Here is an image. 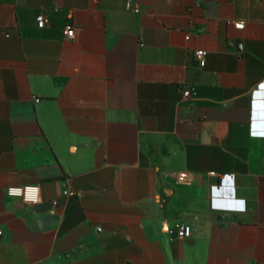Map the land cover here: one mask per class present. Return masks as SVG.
<instances>
[{
	"label": "crops",
	"instance_id": "0c3cea01",
	"mask_svg": "<svg viewBox=\"0 0 264 264\" xmlns=\"http://www.w3.org/2000/svg\"><path fill=\"white\" fill-rule=\"evenodd\" d=\"M0 264H264V0H0Z\"/></svg>",
	"mask_w": 264,
	"mask_h": 264
},
{
	"label": "built area",
	"instance_id": "2783aa9c",
	"mask_svg": "<svg viewBox=\"0 0 264 264\" xmlns=\"http://www.w3.org/2000/svg\"><path fill=\"white\" fill-rule=\"evenodd\" d=\"M133 0H128L129 3H131ZM135 12H139V8L136 7ZM47 23V18L42 14L38 17V25L40 27L45 26ZM235 25L237 28H244L245 27V22L240 20L236 21ZM68 35L73 34V29L67 30ZM195 56L197 60L199 61V64L201 66H205L206 64V56H207V51L203 49H197L195 51ZM184 94L186 97H191L192 92L190 90H185ZM211 176H215L220 178L221 175H219L216 171H211L210 172ZM74 192L72 190H64L63 195L68 196L73 194ZM7 194L9 196L13 197H20L24 201L32 203V204H37L42 202L43 199V194H42V188L40 185L37 184H29V185H22V186H9L7 187ZM57 201H53V205H56ZM193 235V229L190 225L188 224H180L178 226V236L180 238H185V237H190Z\"/></svg>",
	"mask_w": 264,
	"mask_h": 264
}]
</instances>
